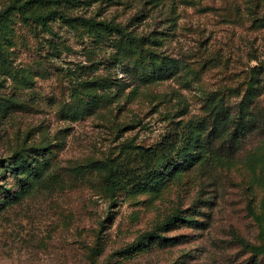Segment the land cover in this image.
<instances>
[{
  "label": "rangeland",
  "instance_id": "374dc122",
  "mask_svg": "<svg viewBox=\"0 0 264 264\" xmlns=\"http://www.w3.org/2000/svg\"><path fill=\"white\" fill-rule=\"evenodd\" d=\"M24 1L0 0V264H264V129L134 185L213 101L262 119L264 0Z\"/></svg>",
  "mask_w": 264,
  "mask_h": 264
},
{
  "label": "trees",
  "instance_id": "16d2710c",
  "mask_svg": "<svg viewBox=\"0 0 264 264\" xmlns=\"http://www.w3.org/2000/svg\"><path fill=\"white\" fill-rule=\"evenodd\" d=\"M67 1L73 2V0ZM59 2L61 0H27L23 3H17L16 6L20 10H24L30 9L38 3L57 4ZM57 15L62 16L60 13L53 11L45 15L33 13L30 18L38 22L44 29L50 30L49 24ZM83 23L91 26L101 25L94 19L84 20ZM105 28L117 33H125V30L119 25L108 24L105 25ZM173 67L175 68V65ZM246 97L239 104L237 113H231L230 107L225 106L221 101L210 103L206 107L205 116L192 120L185 126L187 127L185 131L183 130L175 139L168 141L164 145L163 151L154 150L151 153L147 162V174L145 177L135 181L134 185H148L152 180L161 176L168 168L178 164L180 160L184 163L190 160L192 165L199 164V166L204 168L235 163L237 155L244 147L246 141L252 135L264 129V115L262 119L256 117L252 109V102H249ZM257 154L261 156L264 171V153L254 151L249 157L253 162ZM105 166L109 171V175L106 178V188L111 196L114 197L115 193L123 188L125 182L119 177L118 169L113 166L112 161H107ZM234 240L250 251L258 252L263 250L261 247H255L245 242L236 235Z\"/></svg>",
  "mask_w": 264,
  "mask_h": 264
}]
</instances>
